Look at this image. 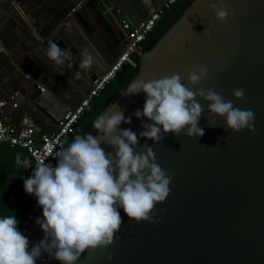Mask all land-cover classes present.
I'll list each match as a JSON object with an SVG mask.
<instances>
[{
    "label": "water",
    "instance_id": "water-1",
    "mask_svg": "<svg viewBox=\"0 0 264 264\" xmlns=\"http://www.w3.org/2000/svg\"><path fill=\"white\" fill-rule=\"evenodd\" d=\"M163 1L0 0V118L14 126L30 120L37 138L53 132L122 51V24L139 26ZM224 2L233 13L225 22L209 0H194L149 52L136 49L138 73L113 103L125 118L132 116L143 110L146 94L122 96L131 83L178 73L193 88L188 71L206 65L207 77L196 87L214 88L234 107L251 109L256 134L226 132L224 118L211 115L199 97L205 109L199 140L167 133L154 144L139 137L142 123H151L146 117L121 123L120 129L137 134L136 151L145 143L153 148L156 162L172 177L170 193L152 211L159 223H137L119 209L122 224L113 243L86 250L76 264H264V0ZM49 41L68 54L62 65L48 59ZM237 88L244 90L242 99L233 95ZM212 120L217 126L208 124ZM86 134L98 133L92 126ZM101 147L115 152L107 143ZM37 218L39 206L24 234L29 250L44 238ZM36 264L60 262L44 253Z\"/></svg>",
    "mask_w": 264,
    "mask_h": 264
},
{
    "label": "clouds",
    "instance_id": "clouds-1",
    "mask_svg": "<svg viewBox=\"0 0 264 264\" xmlns=\"http://www.w3.org/2000/svg\"><path fill=\"white\" fill-rule=\"evenodd\" d=\"M209 8L222 23L233 14L226 10L224 0H209ZM46 55L56 65H62L68 54L49 41ZM84 63L90 64L91 57ZM208 71L206 65H196L188 71L186 79L193 88L186 86L178 73L131 83L122 96L146 94L143 110L137 109L132 116L151 121L142 123L145 130L139 137L155 144L167 133L179 137L184 132L199 140L204 130L198 124L205 109L197 97L208 102L211 115L224 118L226 132L247 129L255 135V114L251 109L234 107L214 88L196 87ZM233 95L242 99L245 93L237 88ZM132 116L125 118L124 110L113 103L93 121L96 136L76 135L73 142L56 153L55 166L44 161L37 163L31 176L23 179V187L42 208V218L35 222L44 238L29 250V239L18 229L15 216L0 218V264H36L44 253L60 264H76L86 250L106 248L113 243L122 224L119 209L137 223L160 222L152 211L168 197L172 177L158 165L151 146L145 143L142 151H136L137 134L119 128L121 123H131ZM208 124L217 126L215 120ZM103 143L115 152H106L101 147ZM20 162L17 157V163ZM23 164L30 167L28 160ZM165 211L160 209L161 214ZM108 259H112L111 255Z\"/></svg>",
    "mask_w": 264,
    "mask_h": 264
},
{
    "label": "built area",
    "instance_id": "built-area-1",
    "mask_svg": "<svg viewBox=\"0 0 264 264\" xmlns=\"http://www.w3.org/2000/svg\"><path fill=\"white\" fill-rule=\"evenodd\" d=\"M178 1L164 0L157 9L148 15L145 21L135 28H131L126 23L122 24V28L127 32V40L124 48L106 71L93 81L90 89L78 104L64 114L53 132L45 133L37 138L35 135V126L30 120L23 119L19 126H14L6 118H0V146L10 145L23 149L33 160V166L23 173L22 179L31 176L38 162L44 161L46 164H53L56 161V153L63 148L64 142L68 137L76 135L77 123L83 117L93 100L99 97L115 80L117 74L124 66H132L134 64L133 56L135 55V50H141V46L146 37L153 31L164 12L172 8ZM17 96L18 93H15L10 100H13ZM4 105L5 103H0L1 107ZM16 108L17 103H14L12 109ZM37 210L36 198L31 195L29 211L23 224L19 228L23 235L31 226Z\"/></svg>",
    "mask_w": 264,
    "mask_h": 264
},
{
    "label": "trees",
    "instance_id": "trees-1",
    "mask_svg": "<svg viewBox=\"0 0 264 264\" xmlns=\"http://www.w3.org/2000/svg\"><path fill=\"white\" fill-rule=\"evenodd\" d=\"M194 0H179L172 8L165 11L153 31L146 37L141 46L143 53L149 52L165 32L181 17ZM134 64L124 66L115 80L93 100L83 117L77 123L76 135H85L93 126V121L117 98L139 70V59L133 56ZM75 135V136H76ZM75 136L68 137L62 149L73 142ZM17 157L20 163H17ZM30 161V167L23 164ZM57 161L53 164L55 166ZM33 166V160L23 149L10 145L0 146V218L14 215L18 221V229L24 222L29 211L31 195L24 191L23 173Z\"/></svg>",
    "mask_w": 264,
    "mask_h": 264
},
{
    "label": "crops",
    "instance_id": "crops-1",
    "mask_svg": "<svg viewBox=\"0 0 264 264\" xmlns=\"http://www.w3.org/2000/svg\"><path fill=\"white\" fill-rule=\"evenodd\" d=\"M123 48H124V47H123ZM17 109H18V108H17ZM35 130H36V133H37L38 129L35 128Z\"/></svg>",
    "mask_w": 264,
    "mask_h": 264
}]
</instances>
